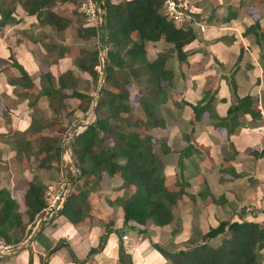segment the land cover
Listing matches in <instances>:
<instances>
[{
    "label": "crops",
    "instance_id": "obj_1",
    "mask_svg": "<svg viewBox=\"0 0 264 264\" xmlns=\"http://www.w3.org/2000/svg\"><path fill=\"white\" fill-rule=\"evenodd\" d=\"M122 1L128 0H109ZM187 1L195 9L192 21L175 25L194 36L182 50L184 58L162 41L143 47L147 61L160 53L165 59L166 78L160 81L151 123L140 99L136 116L149 126L151 141H160L153 148L155 165L164 188L177 196L172 222L162 227L124 222L120 202L132 188L118 174H101L97 183L77 178L70 135L78 134L77 124L87 126L93 119L88 113L78 116L79 101L70 91L63 92L58 115L49 108V94L62 73L87 77L75 65L80 51L90 46L76 37L86 26L75 12L78 0H43L34 14L15 5L11 21L0 26V189L17 203L23 223L17 232L20 246L0 255V264H118L119 246L130 264H169L154 246L173 253L200 242L219 222H264V0ZM52 16L62 20L57 23L63 29L50 23ZM101 50L100 70L106 57ZM125 59L130 70L138 65ZM137 83L141 98L145 90ZM76 90L93 95L86 88ZM62 127L66 133L59 134ZM51 139L63 153L60 164L47 171L38 163L42 141ZM64 159L66 176L77 174L73 188L86 194L82 221L72 224L59 211L30 235L34 219L26 221L22 196L32 181L45 186L56 181Z\"/></svg>",
    "mask_w": 264,
    "mask_h": 264
},
{
    "label": "trees",
    "instance_id": "obj_2",
    "mask_svg": "<svg viewBox=\"0 0 264 264\" xmlns=\"http://www.w3.org/2000/svg\"><path fill=\"white\" fill-rule=\"evenodd\" d=\"M96 1L102 4L105 12L100 33L86 26L76 31V37L89 42L97 40L102 45H107L108 51L101 69L103 82L96 116L92 123L72 138L70 158L77 170L78 179L91 176L93 182L97 183L101 174L107 177L118 174L132 188L131 195L120 202L125 223L131 221L142 226L150 224L156 227L169 225L177 196L164 188L163 177L157 171L151 137L147 133L149 126L138 121V126L145 131L142 136L135 132L138 126L130 119L129 108L121 99L131 81H141L145 94L140 98V106L149 118L147 123H151L153 113L160 103V81L166 78L162 69L165 59L163 53H160L155 59L147 61L143 51L144 44L162 41L171 46L170 52L183 59L182 50L194 36L188 29L176 28L162 15L163 0H128L114 5L109 0ZM45 3L43 0H0V26L11 21L10 15L15 5H20L29 14H34ZM57 22L61 23L62 20L52 16L50 23H54L56 29H63L64 25H58ZM97 54V48L93 47L80 51L75 60L77 70L86 74V79L76 77L70 70L57 78L56 89L51 87L54 91L50 92L48 100L52 114L58 115L61 111L64 91H70V96L78 99V116L82 117L93 109L99 78V73L95 70L100 64ZM125 58L135 61L138 66H134L132 70L126 68L129 64ZM138 70L142 74L134 77V72ZM19 71L22 76H26L20 69ZM104 84L111 86L106 89ZM78 87L94 90V95L78 92ZM41 92L48 95L45 90ZM63 133H66L65 127L59 132ZM106 139H111V146L104 145ZM55 143L56 140L53 139L42 141L40 152L44 156L39 161L38 168L52 171L53 165L60 164L63 148L56 147ZM45 188V185L37 181L27 185L22 196L23 213L27 222L41 215ZM84 193L85 191L79 192L72 186L60 210V216L72 224L82 221L81 214L86 212ZM22 227V215L17 203L6 190L0 189V239L9 246L20 244L22 237L19 238L17 232ZM216 238L219 239L218 244L209 245ZM59 246L56 244L50 252ZM154 249L169 264H259V254L264 250V222L223 221L204 234L200 243L187 249L173 253L158 246H154ZM117 259L118 264H130V258L121 246L117 250Z\"/></svg>",
    "mask_w": 264,
    "mask_h": 264
},
{
    "label": "built area",
    "instance_id": "obj_3",
    "mask_svg": "<svg viewBox=\"0 0 264 264\" xmlns=\"http://www.w3.org/2000/svg\"><path fill=\"white\" fill-rule=\"evenodd\" d=\"M76 10L77 13L83 18L85 25L88 27H92L99 34L100 30L103 27L105 16L102 4L98 3L96 0H79ZM161 11L162 15L167 20H169L174 25H178L185 22H191L195 9L190 6L187 0H163ZM198 29L200 31H203V28L199 25ZM100 55L103 56V53ZM98 68L99 67H96V70H98ZM84 127L85 125L78 126L75 127V130L77 133H80ZM63 161L64 164L60 170L59 178L51 184L47 185L44 190V207L40 212L41 215L34 218L30 230V235L34 234L37 231L38 226H40L52 215L61 210L68 193L70 192V190H72V179H74V177H76L75 175L77 174L75 171H72L70 174L71 176L69 175L70 177L68 178L66 176V172L64 171L66 160L64 159ZM126 238V236H122L121 240L124 242ZM19 246L20 244L16 246H9L0 239V255L13 252L14 249Z\"/></svg>",
    "mask_w": 264,
    "mask_h": 264
},
{
    "label": "rangeland",
    "instance_id": "obj_4",
    "mask_svg": "<svg viewBox=\"0 0 264 264\" xmlns=\"http://www.w3.org/2000/svg\"><path fill=\"white\" fill-rule=\"evenodd\" d=\"M76 13H77V10L75 11ZM79 15V14H78ZM100 42H98L97 40H94V42H90V46H89V49H91V48H93V47H95V48H97V52L99 51V50H101V47H102V43H100ZM104 48H105V45H104ZM104 48L102 49V50H104ZM106 48H107V46H106ZM106 48H105V50H106ZM105 50H104V57H105V55H106V52H105ZM100 54H102V53H100V51H99V53L97 54V56H96V58L99 60L100 59ZM125 61H126V63H128V60L127 59H125ZM138 66V65H137ZM99 67V66H98ZM126 68H128L129 69V67L128 66H126ZM138 68V67H137ZM141 70H138V71H135L134 72V74H136V73H138V72H140ZM98 73H99V78H98V81H97V87H98V89L102 86V73H101V70H100V67L98 68V71H97ZM138 84L139 83H137L136 81H134V83H132L129 87H127L125 90V95H123V97H122V99H121V101L124 103V104H127V107L129 108V117H130V119L132 120V121H134L136 124H137V126H138V118L136 117L137 115H139L140 113H139V109H137V105H139L138 103H139V100L138 99H140L138 96H139V94H140V91H138V90H136V89H139L140 87L138 86ZM134 85H136V86H134ZM80 86V85H79ZM110 86L111 85H107V84H104V88H106V89H109L110 88ZM83 87H84V85H83ZM136 88V89H135ZM97 89V90H98ZM94 90H95V86H94ZM94 90H91L92 91V93H93V95H94ZM96 99V95H94V100ZM93 105H94V103H93ZM93 110V109H92ZM97 111V110H96ZM130 111H131V114H130ZM88 115H89V117H91V119H92V112H88ZM96 116V115H95ZM145 130L144 129H142L140 126H138L137 127V131H135V132H137L138 134H141L140 136H142V132H144ZM148 133V132H147ZM145 135V134H144ZM99 137H101V134L99 135ZM152 142V141H151ZM160 143V141H158V143L156 142H152V147L154 148V149H156V146L158 145ZM111 144H112V141H111V139H106V141H105V146H111ZM89 177H91V176H89ZM88 177V178H89ZM223 238V237H222ZM224 238H227V237H224ZM218 242H219V239L217 238V239H215V240H213V241H211V242H209V245H211V246H216L217 244H218ZM198 243H200V242H198ZM187 244H190L188 247H186L185 249H187V248H189V247H191L194 243H191V242H188ZM260 261V262H259ZM258 262H259V264H264V250L263 251H261V253L259 254V258H258Z\"/></svg>",
    "mask_w": 264,
    "mask_h": 264
},
{
    "label": "water",
    "instance_id": "obj_5",
    "mask_svg": "<svg viewBox=\"0 0 264 264\" xmlns=\"http://www.w3.org/2000/svg\"><path fill=\"white\" fill-rule=\"evenodd\" d=\"M104 60L102 59V64H103ZM99 92H100V88L98 89L97 91V98H96V102L94 104V107H93V110H92V119L94 120L95 118V115H96V110H97V103H98V96H99ZM92 120V121H93ZM75 133L74 131L71 132V135H70V138L72 139L74 137ZM71 143V142H70ZM69 147H70V144H69Z\"/></svg>",
    "mask_w": 264,
    "mask_h": 264
},
{
    "label": "clouds",
    "instance_id": "obj_6",
    "mask_svg": "<svg viewBox=\"0 0 264 264\" xmlns=\"http://www.w3.org/2000/svg\"><path fill=\"white\" fill-rule=\"evenodd\" d=\"M78 127V126H77Z\"/></svg>",
    "mask_w": 264,
    "mask_h": 264
}]
</instances>
